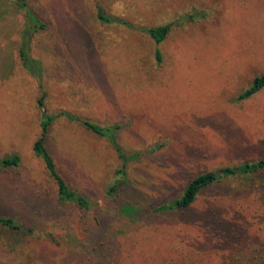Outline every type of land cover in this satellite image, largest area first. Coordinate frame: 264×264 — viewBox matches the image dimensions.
I'll use <instances>...</instances> for the list:
<instances>
[{
  "label": "rangeland",
  "instance_id": "rangeland-1",
  "mask_svg": "<svg viewBox=\"0 0 264 264\" xmlns=\"http://www.w3.org/2000/svg\"><path fill=\"white\" fill-rule=\"evenodd\" d=\"M25 1L44 25L29 46L43 77L20 63L25 8L0 0V157L22 158L0 171V209L41 237L0 235V264H264V171L222 180L184 213L152 212L200 173L264 158V87L237 99L264 73V0ZM168 23L159 44L140 30ZM42 90L49 113L120 124L123 150L140 153L110 195L123 166L110 142L78 121L51 125V154L88 210L57 203L33 152ZM128 201L152 221L129 219Z\"/></svg>",
  "mask_w": 264,
  "mask_h": 264
},
{
  "label": "trees",
  "instance_id": "trees-1",
  "mask_svg": "<svg viewBox=\"0 0 264 264\" xmlns=\"http://www.w3.org/2000/svg\"><path fill=\"white\" fill-rule=\"evenodd\" d=\"M23 8H25V25L26 29L23 33V43L19 49L20 52V63L23 68L32 73L36 78L40 80L43 77L42 74V63L40 60L29 55V46L33 32H36L38 27H44L40 22L34 9L29 6L25 0H16ZM194 15V14H193ZM191 15V16H193ZM99 18L102 21H121L125 24H130L128 20L122 19L117 16H110L105 13H99ZM171 23L160 25V26H140V30L150 36L157 44L163 42L166 36L171 31ZM156 57L158 62L162 61L161 51L159 48L156 50ZM41 88L43 85H40ZM264 87V73L256 76L251 85L242 91L237 99L244 100L250 98L255 93L260 91ZM45 96L46 93L42 90L41 96L39 97V107L42 110L41 116V133L33 145L34 154L40 158L47 168L49 177L57 185V203L59 205L73 204L78 208L83 210H88L92 208V199L81 192L80 190L71 186L68 181L63 177L58 169L57 163L51 154V151L47 144V136L51 125L61 117L67 118L69 120L78 121L83 124L93 133L106 138L110 144L117 151L120 159L123 162V166L118 170V175L120 177L117 181L112 184L108 189V194L114 195L117 192L120 184L125 182L127 174V165L130 161L138 158L140 153H126L118 140V132L121 127L120 124L111 125H101L90 119L82 118L72 112L61 110L56 113H49L45 108ZM22 158L18 152H13L11 154L0 157V171H7L10 169L18 168L21 165ZM264 171V158L257 160L245 161L236 165L225 166L218 170H210L191 179L185 186L182 194L170 201L164 202L159 206L155 207L154 211L157 212H168L174 211L176 213H184L191 209L194 203L197 201L200 194L206 189L213 187L214 185L220 183L222 180L234 177V176H245L249 174H255ZM134 201H128L122 206V211L128 216L129 219L133 221L145 220L152 221L150 216H145L141 208L136 207ZM33 211H37V204L32 205ZM40 208V207H39ZM9 211V210H8ZM31 223L30 219H25L21 215L8 214L5 215L0 209V235H7L11 237H18L19 241L24 240L27 237L40 236V228Z\"/></svg>",
  "mask_w": 264,
  "mask_h": 264
}]
</instances>
